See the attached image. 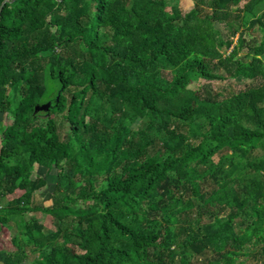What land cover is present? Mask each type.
Masks as SVG:
<instances>
[{"label": "trees", "instance_id": "16d2710c", "mask_svg": "<svg viewBox=\"0 0 264 264\" xmlns=\"http://www.w3.org/2000/svg\"><path fill=\"white\" fill-rule=\"evenodd\" d=\"M191 1L185 14L165 0L4 5L2 264H264V0ZM239 78L226 96L210 84Z\"/></svg>", "mask_w": 264, "mask_h": 264}, {"label": "rangeland", "instance_id": "374dc122", "mask_svg": "<svg viewBox=\"0 0 264 264\" xmlns=\"http://www.w3.org/2000/svg\"><path fill=\"white\" fill-rule=\"evenodd\" d=\"M165 4H166V12L168 14H170V11L172 8L176 7L179 8L181 10V12L183 14L189 12L192 8H193V3L191 0H165ZM259 33L257 32L256 34H253L252 37L251 36H246V43L249 44L252 41V38L254 39H258L259 38ZM219 51L221 53H226V50L224 49V47L220 48ZM262 60L264 61V57L262 58ZM208 65L211 67L212 66V62L208 61L207 62ZM249 83V81L244 80L242 78H239L237 80H224V81H215L210 83L211 87L213 88L214 91H216L218 94H220L221 96H226L228 94L231 93H235L238 90L242 89L243 86L245 84ZM203 84H205V82L202 80H196L195 82H192L188 85V89L187 91L183 94V98H182V102L183 103H188L191 98L192 95L194 94V91H197L201 86H203ZM175 107V105H174ZM13 118L10 116H6L2 113H0V122L4 123L5 125H10L12 123ZM53 121L56 122L58 128H59V133L61 135V138L63 140L67 139L68 135H71V128L69 123L67 122L65 116L61 115V114H56L53 116ZM38 124H44L46 123V120L43 122H37ZM0 147H1V137H0ZM258 154V153H257ZM58 178V174L56 171H54L52 173V175L50 176L51 179V183L49 184V187L45 188L43 190V196L38 197L37 198V202H43L44 205L46 206H51L52 204V200H51V195H52V188L53 186L56 184ZM79 177H76V179L78 180ZM40 196V193L39 195ZM79 207H84L85 204L84 203H79L78 204ZM34 218H36L37 220H39L43 225H44V232L47 234L49 232L55 231L57 229V223L59 221V218L56 216H51V215H46L43 213H30L26 215V219L27 220H33ZM202 222H207L209 221L208 217L204 216L203 219L201 220ZM10 230V229H9ZM8 229H2V231L0 232V264H2V259L4 256V252H10L13 251V247L10 243V233H9ZM12 232L15 233V230H10ZM250 252V254L252 253V249L248 250ZM38 258V256H36ZM210 258V253H204L203 255H201L200 257L195 258L194 260H192L191 262H193L194 264H206V259ZM239 261H242L243 264H256L258 262V260H252V258H243L241 257L239 259Z\"/></svg>", "mask_w": 264, "mask_h": 264}, {"label": "water", "instance_id": "95a60500", "mask_svg": "<svg viewBox=\"0 0 264 264\" xmlns=\"http://www.w3.org/2000/svg\"><path fill=\"white\" fill-rule=\"evenodd\" d=\"M7 2H8V0H4V2L1 4V6H0V14H1V11H2L4 5H5ZM51 106H52V104H51L50 102L47 103V104H44V105H42V106H37V107L35 108V113H37V112H39V111H46V112H49L50 109H51Z\"/></svg>", "mask_w": 264, "mask_h": 264}]
</instances>
